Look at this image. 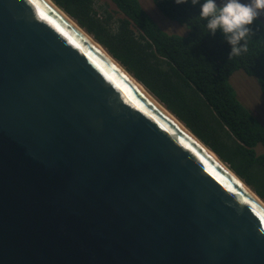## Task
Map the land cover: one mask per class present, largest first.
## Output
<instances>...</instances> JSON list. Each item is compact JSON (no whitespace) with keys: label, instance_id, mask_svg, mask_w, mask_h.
Segmentation results:
<instances>
[{"label":"water","instance_id":"water-1","mask_svg":"<svg viewBox=\"0 0 264 264\" xmlns=\"http://www.w3.org/2000/svg\"><path fill=\"white\" fill-rule=\"evenodd\" d=\"M49 1L0 0V264H264V202Z\"/></svg>","mask_w":264,"mask_h":264},{"label":"trees","instance_id":"trees-1","mask_svg":"<svg viewBox=\"0 0 264 264\" xmlns=\"http://www.w3.org/2000/svg\"><path fill=\"white\" fill-rule=\"evenodd\" d=\"M99 43L264 202V123L240 100L232 76L258 81L264 96V27L254 21L248 51L229 59L208 33L200 4L152 0L187 36L163 31L139 0H52ZM243 41L241 42V46Z\"/></svg>","mask_w":264,"mask_h":264},{"label":"clouds","instance_id":"clouds-1","mask_svg":"<svg viewBox=\"0 0 264 264\" xmlns=\"http://www.w3.org/2000/svg\"><path fill=\"white\" fill-rule=\"evenodd\" d=\"M177 5L187 4L189 0H174ZM196 6L200 0H191ZM264 14V0H204L200 9V18L206 21L208 33L221 32L231 47L229 59L239 57L248 51V40L254 33L251 29L254 21ZM243 45L241 46V42Z\"/></svg>","mask_w":264,"mask_h":264},{"label":"rangeland","instance_id":"rangeland-1","mask_svg":"<svg viewBox=\"0 0 264 264\" xmlns=\"http://www.w3.org/2000/svg\"><path fill=\"white\" fill-rule=\"evenodd\" d=\"M108 0H102V2ZM144 10L168 34L187 36L189 31L186 27L173 22L163 16L152 0H139ZM232 84L236 89L241 102L249 108L254 115L264 123V96L260 90L258 81L238 71L232 76Z\"/></svg>","mask_w":264,"mask_h":264},{"label":"bare ground","instance_id":"bare-ground-1","mask_svg":"<svg viewBox=\"0 0 264 264\" xmlns=\"http://www.w3.org/2000/svg\"><path fill=\"white\" fill-rule=\"evenodd\" d=\"M59 14H61L68 22H70V23H72V25H74L75 26V24H73V22L72 21H70L66 16H64V14L61 12V11H59V9L53 4V3H51V1H49V0H46ZM98 47V46H97ZM98 49L103 53V54H105V56H106V58H108L112 63H114L113 61H112V59L101 49V48H99L98 47ZM115 64V63H114ZM116 65V64H115ZM117 66V65H116ZM120 70H121V72L137 87V88H139L146 96H148V98H151V100L154 102V104H156V106H158L159 107V103H157V102H155V100L146 92V90L141 86V85H139L136 81H134L131 77H129L128 75H127V73L125 72V71H123L119 66H117ZM161 108V107H160ZM162 109V108H161ZM163 110V109H162ZM164 111V110H163ZM168 115V114H167ZM169 116V115H168ZM170 117V116H169ZM171 118V117H170ZM172 119L174 120V121H176L173 117H172ZM178 125L180 126V128H182V130H184L185 132H186V134L191 138V139H193V140H195V141H197L196 140V138L193 136V135H191L185 128H183V126L181 125V124H179L178 123ZM208 154L221 166V167H223L228 173H229V171L227 170V168H225V166L224 165H222L221 164V162L217 159V157L215 156V155H213L211 152H208ZM230 175H231V173H229ZM247 192H249L258 202H260L259 201V199H258V197H256L252 192H251V190L248 188V187H246L244 184H242L237 178H235L233 175H231ZM244 185V186H243Z\"/></svg>","mask_w":264,"mask_h":264}]
</instances>
